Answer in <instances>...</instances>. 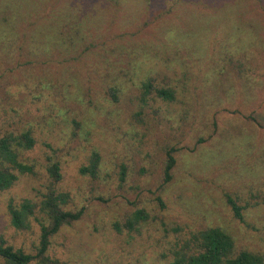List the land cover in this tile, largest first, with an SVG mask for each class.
Listing matches in <instances>:
<instances>
[{
    "label": "rangeland",
    "instance_id": "374dc122",
    "mask_svg": "<svg viewBox=\"0 0 264 264\" xmlns=\"http://www.w3.org/2000/svg\"><path fill=\"white\" fill-rule=\"evenodd\" d=\"M116 1L0 0V137L35 140L18 153L33 174L0 192V241L36 254L52 157L63 209L83 210L50 238L53 264H168L214 227L264 256V0ZM26 201L19 230L8 205Z\"/></svg>",
    "mask_w": 264,
    "mask_h": 264
},
{
    "label": "trees",
    "instance_id": "16d2710c",
    "mask_svg": "<svg viewBox=\"0 0 264 264\" xmlns=\"http://www.w3.org/2000/svg\"><path fill=\"white\" fill-rule=\"evenodd\" d=\"M114 4L116 0H110ZM72 29V25L69 23ZM145 92L151 91L149 82L143 85ZM156 95L166 100H171L173 95L167 90H155ZM115 95V92H112ZM35 145L30 130L19 135L6 134L0 137V192L9 189L17 180L15 172L23 174H33L32 166L19 161L20 150H31ZM48 174L51 186L41 201V209L44 215L43 222L40 223L39 245L35 255L27 254L21 249H14L6 242L0 241V263L3 264H31L37 260V264H53L45 257V253L50 244V238L57 234L63 226H68L80 220L83 210L72 212L63 209V205L68 200V195L58 193L53 186L61 180L59 164L52 157L46 158ZM175 160L168 153L164 167V182L171 178V170ZM99 165V156L93 153L89 158L88 165L79 169L80 174H88L95 177ZM124 168H121V179H123ZM232 209L236 218L241 219L240 209L232 204ZM8 214L11 224L22 230L27 228L29 218L33 215V208L29 202L22 203L19 207L8 205ZM147 219V215L142 210L133 212L125 222L128 230L137 229L142 222ZM116 229L119 227L116 225ZM184 247L173 249V259L168 264H264V256L249 250H237L233 237L225 230L214 227L203 231L191 233L184 240Z\"/></svg>",
    "mask_w": 264,
    "mask_h": 264
}]
</instances>
